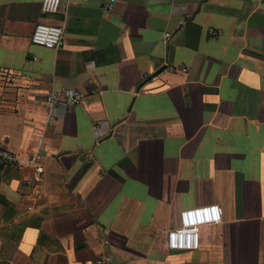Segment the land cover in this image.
Returning a JSON list of instances; mask_svg holds the SVG:
<instances>
[{"label": "crops", "instance_id": "1", "mask_svg": "<svg viewBox=\"0 0 264 264\" xmlns=\"http://www.w3.org/2000/svg\"><path fill=\"white\" fill-rule=\"evenodd\" d=\"M43 1L0 0V149L22 161L0 166V262L264 264V0ZM211 205L200 248L169 250Z\"/></svg>", "mask_w": 264, "mask_h": 264}, {"label": "built area", "instance_id": "2", "mask_svg": "<svg viewBox=\"0 0 264 264\" xmlns=\"http://www.w3.org/2000/svg\"><path fill=\"white\" fill-rule=\"evenodd\" d=\"M119 0H102L107 11H112ZM72 5V0H44L42 3V13L44 15L67 14ZM216 35V32L211 30ZM170 34L166 37L170 38ZM64 29L62 27L39 24L35 27L31 42L35 46L47 49H59L62 46ZM178 69H170L177 71ZM84 95L76 90H62L53 92L48 97L50 106L61 104L73 107L82 103ZM22 164L19 157L13 152L0 149V166L14 167ZM44 170L37 168L35 182L43 181ZM223 220V209L219 205L188 209L181 213V226L168 233L167 246L171 251L189 252L200 248V232L202 227L212 224H220ZM92 264H111L110 258Z\"/></svg>", "mask_w": 264, "mask_h": 264}, {"label": "water", "instance_id": "3", "mask_svg": "<svg viewBox=\"0 0 264 264\" xmlns=\"http://www.w3.org/2000/svg\"><path fill=\"white\" fill-rule=\"evenodd\" d=\"M108 258H110L111 264H119L118 260L116 259V257L113 255V253L111 252V250L109 249L108 251Z\"/></svg>", "mask_w": 264, "mask_h": 264}, {"label": "rangeland", "instance_id": "4", "mask_svg": "<svg viewBox=\"0 0 264 264\" xmlns=\"http://www.w3.org/2000/svg\"><path fill=\"white\" fill-rule=\"evenodd\" d=\"M0 264H5L4 262L2 263V262H0Z\"/></svg>", "mask_w": 264, "mask_h": 264}]
</instances>
